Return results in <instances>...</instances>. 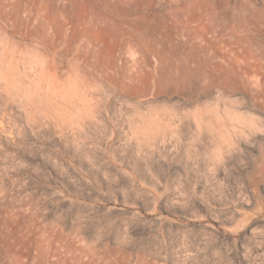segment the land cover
<instances>
[{"label": "rangeland", "instance_id": "374dc122", "mask_svg": "<svg viewBox=\"0 0 264 264\" xmlns=\"http://www.w3.org/2000/svg\"><path fill=\"white\" fill-rule=\"evenodd\" d=\"M0 264H264V0H0Z\"/></svg>", "mask_w": 264, "mask_h": 264}]
</instances>
